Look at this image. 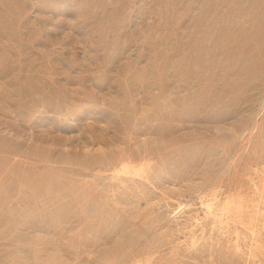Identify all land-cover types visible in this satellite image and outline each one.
Masks as SVG:
<instances>
[{
	"label": "rangeland",
	"instance_id": "obj_1",
	"mask_svg": "<svg viewBox=\"0 0 264 264\" xmlns=\"http://www.w3.org/2000/svg\"><path fill=\"white\" fill-rule=\"evenodd\" d=\"M0 264H264V0H0Z\"/></svg>",
	"mask_w": 264,
	"mask_h": 264
}]
</instances>
